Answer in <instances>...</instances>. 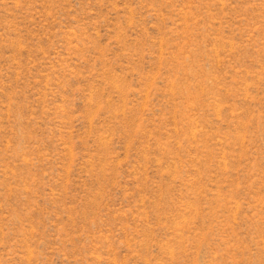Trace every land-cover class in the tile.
<instances>
[{
	"label": "rangeland",
	"instance_id": "374dc122",
	"mask_svg": "<svg viewBox=\"0 0 264 264\" xmlns=\"http://www.w3.org/2000/svg\"><path fill=\"white\" fill-rule=\"evenodd\" d=\"M0 264H264V0H0Z\"/></svg>",
	"mask_w": 264,
	"mask_h": 264
}]
</instances>
